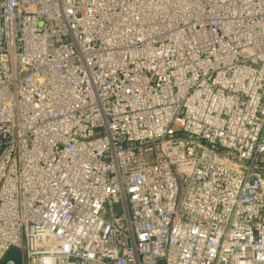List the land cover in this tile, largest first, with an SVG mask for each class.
Wrapping results in <instances>:
<instances>
[{"label": "built area", "instance_id": "obj_1", "mask_svg": "<svg viewBox=\"0 0 264 264\" xmlns=\"http://www.w3.org/2000/svg\"><path fill=\"white\" fill-rule=\"evenodd\" d=\"M13 248L264 264V0H0V263Z\"/></svg>", "mask_w": 264, "mask_h": 264}, {"label": "rangeland", "instance_id": "obj_2", "mask_svg": "<svg viewBox=\"0 0 264 264\" xmlns=\"http://www.w3.org/2000/svg\"><path fill=\"white\" fill-rule=\"evenodd\" d=\"M13 249H12V251H10L6 255V257L4 258V260L0 264H11V261H12L11 259H13L15 257V255H16L15 253H17L16 249L15 248H13Z\"/></svg>", "mask_w": 264, "mask_h": 264}, {"label": "trees", "instance_id": "obj_3", "mask_svg": "<svg viewBox=\"0 0 264 264\" xmlns=\"http://www.w3.org/2000/svg\"><path fill=\"white\" fill-rule=\"evenodd\" d=\"M14 250V249H13ZM12 251V250H11ZM15 257L11 259L13 261V264H21V259L18 250L16 249Z\"/></svg>", "mask_w": 264, "mask_h": 264}]
</instances>
